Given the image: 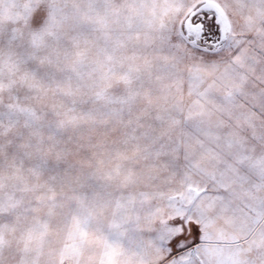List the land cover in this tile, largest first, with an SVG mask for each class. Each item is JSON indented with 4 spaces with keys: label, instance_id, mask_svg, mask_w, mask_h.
Instances as JSON below:
<instances>
[{
    "label": "snow or ice",
    "instance_id": "snow-or-ice-1",
    "mask_svg": "<svg viewBox=\"0 0 264 264\" xmlns=\"http://www.w3.org/2000/svg\"><path fill=\"white\" fill-rule=\"evenodd\" d=\"M0 264H264V0H0Z\"/></svg>",
    "mask_w": 264,
    "mask_h": 264
}]
</instances>
